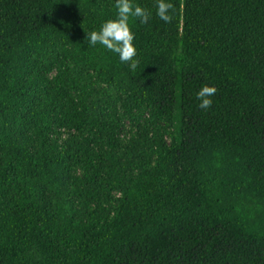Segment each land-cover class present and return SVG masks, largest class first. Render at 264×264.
<instances>
[{
	"label": "trees",
	"instance_id": "obj_1",
	"mask_svg": "<svg viewBox=\"0 0 264 264\" xmlns=\"http://www.w3.org/2000/svg\"><path fill=\"white\" fill-rule=\"evenodd\" d=\"M170 2L133 71L116 0H0V264H264V0Z\"/></svg>",
	"mask_w": 264,
	"mask_h": 264
},
{
	"label": "clouds",
	"instance_id": "obj_2",
	"mask_svg": "<svg viewBox=\"0 0 264 264\" xmlns=\"http://www.w3.org/2000/svg\"><path fill=\"white\" fill-rule=\"evenodd\" d=\"M115 8L117 9L116 18L104 22L98 31L93 30L87 33V39L90 46L100 44L107 50L118 54L120 61L129 64L130 68L135 71L139 60L135 59L137 50L133 43L135 37L129 20L135 17L139 18L141 23H147L151 12L140 5H134L132 0H116ZM174 8L170 0H156V15L165 23L172 21ZM216 92L217 88L214 85H203L196 93L200 101L198 107L204 110L210 108L213 104L212 97Z\"/></svg>",
	"mask_w": 264,
	"mask_h": 264
},
{
	"label": "rangeland",
	"instance_id": "obj_3",
	"mask_svg": "<svg viewBox=\"0 0 264 264\" xmlns=\"http://www.w3.org/2000/svg\"><path fill=\"white\" fill-rule=\"evenodd\" d=\"M125 106L119 102L118 104V114L121 119V124L123 127V132L129 134V131L136 129L139 123H145L149 120V111L146 108L134 109L133 116L130 117L125 113Z\"/></svg>",
	"mask_w": 264,
	"mask_h": 264
}]
</instances>
